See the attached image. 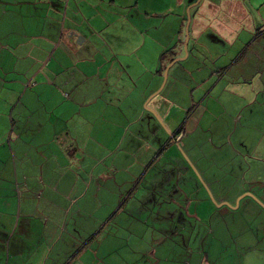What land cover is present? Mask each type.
Segmentation results:
<instances>
[{
  "label": "rangeland",
  "instance_id": "rangeland-1",
  "mask_svg": "<svg viewBox=\"0 0 264 264\" xmlns=\"http://www.w3.org/2000/svg\"><path fill=\"white\" fill-rule=\"evenodd\" d=\"M180 1L185 3L181 14L173 10L159 29L143 33L124 12L107 9L116 22L108 28L110 47L121 50L112 59L113 89L103 98L119 103L90 111L104 114L103 121L60 127L67 129L64 138L69 132L84 139L49 143L50 159L43 150L42 177L48 184L42 198L59 180L64 185L59 197L86 201L84 218L65 217L57 228L58 251L68 235L77 253L86 251L80 262L75 253L71 264H264V201L258 195H264V185L243 182L255 167L264 177L258 169L264 153L256 141L259 128L264 131V93L257 95L249 86L257 78L228 72L232 62L214 63L230 46L232 55L243 53L250 42L254 52H264V37L253 41L252 31L244 28L245 17L258 16L222 9L218 16L229 26L218 27L215 20L210 25L215 30L199 32L203 26L195 28V19L204 18L200 9L206 1L201 0L189 10L184 51L186 11L197 0ZM178 26L182 49L176 53ZM223 32L243 36L242 47L233 43L235 35L226 36L222 45L213 43ZM102 47V55L110 54V47ZM2 55L0 50L1 78L14 69V57L3 64ZM174 60L180 61L168 69L164 82L161 69ZM178 129L180 136L173 139ZM239 133L246 136L238 138L245 149L236 145ZM67 148L79 151L69 157ZM81 150L86 166L78 169Z\"/></svg>",
  "mask_w": 264,
  "mask_h": 264
},
{
  "label": "crops",
  "instance_id": "crops-1",
  "mask_svg": "<svg viewBox=\"0 0 264 264\" xmlns=\"http://www.w3.org/2000/svg\"><path fill=\"white\" fill-rule=\"evenodd\" d=\"M182 8L185 3L180 0H0L3 64L14 57L13 71L7 69L4 76L9 80L0 77V264H71L75 253L79 262L85 256L86 251L76 252L77 246L68 234V239L61 240V253L58 251L55 237L60 222L68 216L84 218L86 201L68 195L59 197V186L64 189L59 180L51 184L48 197L42 198L48 184L42 177L43 150L49 152L44 158L50 159L54 154L49 143L59 142V138L74 143L84 139L82 134L71 136L69 132L64 138L67 129L60 127L69 123L85 126L86 119L87 123L103 121L104 114L90 111L113 109L116 108L113 104L119 103L118 99L104 102L103 98L113 89L112 59L121 50L110 47L113 35L108 28L116 22L107 9L124 12L137 32L143 33L159 29L171 11L181 14ZM202 8L200 15L204 18L195 19V28L203 26L199 32L206 28L215 30L210 26H215V20L218 27L226 29L228 21L218 15L222 9H228L243 15L255 13L256 20L243 19L244 28L252 31L253 41L264 37L258 35L264 26V0H206ZM177 18L182 27L181 16ZM180 35L181 29L172 52H181ZM216 35L219 38L213 41L216 45H222L226 36L234 35L233 43L243 45L240 43L243 36L238 37L236 32ZM129 42L130 39L126 40L123 46L128 47ZM102 44L106 49L110 47V54H101ZM250 44L237 55H232L233 46L228 47L221 58L215 57L214 63L221 67L230 61L228 72L243 71L248 79L257 78L249 86L258 95L264 93V52H254V44ZM180 131L175 132L173 139L180 136ZM256 135L257 147L264 153V131L259 128ZM239 137L246 136L238 134L237 146L241 144ZM245 147L243 141L238 146ZM76 151L71 149L66 155L73 157ZM232 151L236 157L240 156L234 148ZM80 153L78 169L86 166V153L84 150ZM258 162L262 173L264 160ZM247 168L251 169L249 165ZM254 170L249 180L243 177V182L264 185V177L257 175L256 167ZM74 185L73 182L66 187L71 190ZM258 195L264 201V195Z\"/></svg>",
  "mask_w": 264,
  "mask_h": 264
},
{
  "label": "water",
  "instance_id": "water-1",
  "mask_svg": "<svg viewBox=\"0 0 264 264\" xmlns=\"http://www.w3.org/2000/svg\"><path fill=\"white\" fill-rule=\"evenodd\" d=\"M200 1H201V0H197V2H196L194 5L190 6V7L187 9V11H186L185 42H184V45H183V49H184V51H186V47H187V43H188V30H189V25H190L189 10H190L192 7L196 6ZM185 57H186V54H185ZM185 57H184V58H185ZM184 58H183L182 60H184ZM178 61H180V60H174V61H172V62L170 63V65H168V66L165 68V70H164V74H163L164 82H165V80H166V74H167L168 69H169L173 64H175V63L178 62ZM163 84H164V83H163ZM156 94H157V93H156ZM156 94H155V95H156ZM219 206H224V203H222V204L219 205Z\"/></svg>",
  "mask_w": 264,
  "mask_h": 264
},
{
  "label": "trees",
  "instance_id": "trees-1",
  "mask_svg": "<svg viewBox=\"0 0 264 264\" xmlns=\"http://www.w3.org/2000/svg\"><path fill=\"white\" fill-rule=\"evenodd\" d=\"M185 21H186V20H185ZM185 21H184V23H185ZM259 30H260V29H259ZM259 30H258V35H262V34H264V33H262V32H259ZM164 69H165V67L161 69V72H162Z\"/></svg>",
  "mask_w": 264,
  "mask_h": 264
},
{
  "label": "built area",
  "instance_id": "built-area-1",
  "mask_svg": "<svg viewBox=\"0 0 264 264\" xmlns=\"http://www.w3.org/2000/svg\"><path fill=\"white\" fill-rule=\"evenodd\" d=\"M259 32L264 33V26H262V27L260 28Z\"/></svg>",
  "mask_w": 264,
  "mask_h": 264
}]
</instances>
